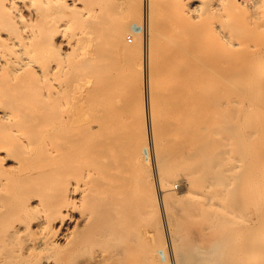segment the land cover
<instances>
[{"label":"bare ground","instance_id":"bare-ground-1","mask_svg":"<svg viewBox=\"0 0 264 264\" xmlns=\"http://www.w3.org/2000/svg\"><path fill=\"white\" fill-rule=\"evenodd\" d=\"M136 9L0 0V264H264V0Z\"/></svg>","mask_w":264,"mask_h":264},{"label":"rangeland","instance_id":"rangeland-1","mask_svg":"<svg viewBox=\"0 0 264 264\" xmlns=\"http://www.w3.org/2000/svg\"><path fill=\"white\" fill-rule=\"evenodd\" d=\"M139 4H140V0H135V7L137 8L136 10L138 11V7H139ZM127 8V7H126ZM124 15H127V10L125 9V12H124ZM145 36H146V34H147V30H146V26H145ZM127 37H129L130 39H133L132 38V36L130 37V35L128 34V33H126L125 35H124V37H123V39H124V41L128 44V45H131L132 43H133V41H132V43H131V41L130 42H128L127 41ZM144 48H145V50H146V37H145V44H144ZM145 72H146V70H145ZM145 87V88H144ZM144 88V89H143ZM143 88H142V91L144 90V92H142V94H143V96H144V93H145V98H144V100L146 99V101H145V106L147 107H145V109L147 110L146 111V113H147V116H146V119H148V116H149V99H148V88H147V79H146V73H145V77H144V84H143ZM142 94H141V96H140V99L142 100V98H143V96H142ZM138 100H139V98H137ZM147 123H148V120H147ZM173 191L175 192V193H177L178 195H181L182 193H184V189H183V186H182V184H181V182H177V183H174V185H173ZM159 200H160V203H161V199L159 198ZM165 239H166V241H167V247H168V245H169V236H168V231H166L165 232ZM169 247H170V245H169Z\"/></svg>","mask_w":264,"mask_h":264},{"label":"built area","instance_id":"built-area-1","mask_svg":"<svg viewBox=\"0 0 264 264\" xmlns=\"http://www.w3.org/2000/svg\"><path fill=\"white\" fill-rule=\"evenodd\" d=\"M130 40H131V39H130L129 37H127V41L130 42Z\"/></svg>","mask_w":264,"mask_h":264}]
</instances>
